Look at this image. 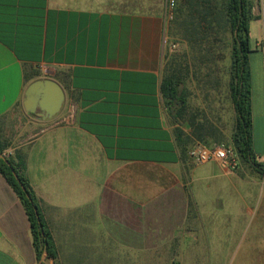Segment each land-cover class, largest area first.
Returning a JSON list of instances; mask_svg holds the SVG:
<instances>
[{"label": "crops", "instance_id": "0c3cea01", "mask_svg": "<svg viewBox=\"0 0 264 264\" xmlns=\"http://www.w3.org/2000/svg\"><path fill=\"white\" fill-rule=\"evenodd\" d=\"M164 1L0 0V156L23 162L56 256L37 259L0 173V264H264V174L235 151L233 170L187 154L233 149L228 79L223 104L208 94L192 125L162 95L175 47ZM249 3L251 148L264 166V0ZM43 79L64 94L51 119L23 103Z\"/></svg>", "mask_w": 264, "mask_h": 264}, {"label": "trees", "instance_id": "16d2710c", "mask_svg": "<svg viewBox=\"0 0 264 264\" xmlns=\"http://www.w3.org/2000/svg\"><path fill=\"white\" fill-rule=\"evenodd\" d=\"M217 1V0H216ZM216 15H207L211 10L213 0H184L179 6L175 5V24L185 31L190 41H196L201 35V39L207 37V33L214 30L211 24L219 14L226 17L230 35L232 38L231 64L228 78V93L233 105L236 121L231 137L232 147L241 158L248 162L258 173L264 174V166L255 160V155L251 148V107H250V84L248 53L249 48V20L250 3L249 0H222L223 3H216ZM222 8V13L220 12ZM215 32V31H214ZM215 40V39H214ZM172 60V59H171ZM170 60V61H171ZM168 60L165 68L167 74L163 76L161 83L162 95L174 117L177 120L184 119L186 105L188 102L187 79L183 73L189 72V65L177 64L180 68L170 71L172 62ZM193 73V72H192ZM192 125V119H188ZM0 145V154L3 152ZM8 163L0 159V173L13 188L17 197L21 201L25 213L28 217L33 246L39 260L43 254L48 259H55L52 238L43 219L38 202L24 173L23 162H14L6 159Z\"/></svg>", "mask_w": 264, "mask_h": 264}, {"label": "rangeland", "instance_id": "374dc122", "mask_svg": "<svg viewBox=\"0 0 264 264\" xmlns=\"http://www.w3.org/2000/svg\"><path fill=\"white\" fill-rule=\"evenodd\" d=\"M166 2L167 0L164 1V11ZM216 3L222 4L223 1L217 0ZM220 12L222 13V8ZM225 19V16L219 14L215 19L216 24L213 25L214 30L210 33L208 32L207 37L202 39L199 34L196 41L189 40L185 31L178 24H175V18L167 20L174 27V35L169 42V46L171 44L175 46L174 48L169 47L168 59L169 61L172 59L170 61L172 62L170 71H173V69L180 70L177 64H188L190 67L188 73H183L185 77L188 76L187 85L190 93L187 95L188 102L184 121H188L191 115L194 114V106L203 111L207 109L206 105L210 103L208 94H211V101L215 97L219 100L220 106L223 104L224 88L229 78L232 49V38ZM166 72L167 70L163 73V76L167 74ZM205 113L207 112L205 111ZM194 143L196 144V142Z\"/></svg>", "mask_w": 264, "mask_h": 264}, {"label": "water", "instance_id": "95a60500", "mask_svg": "<svg viewBox=\"0 0 264 264\" xmlns=\"http://www.w3.org/2000/svg\"><path fill=\"white\" fill-rule=\"evenodd\" d=\"M63 101L64 94L61 87L49 79L37 80L31 83L27 87L23 98L26 111L43 119H51L57 115L61 110ZM3 160L8 163L5 159Z\"/></svg>", "mask_w": 264, "mask_h": 264}, {"label": "built area", "instance_id": "2783aa9c", "mask_svg": "<svg viewBox=\"0 0 264 264\" xmlns=\"http://www.w3.org/2000/svg\"><path fill=\"white\" fill-rule=\"evenodd\" d=\"M174 8L175 0H167L164 11L166 19L170 20L173 18ZM187 154L191 162L195 165L214 161L224 164L232 170L237 166L234 150L223 145L208 148L200 143H196L188 150ZM43 256L45 257V254Z\"/></svg>", "mask_w": 264, "mask_h": 264}]
</instances>
